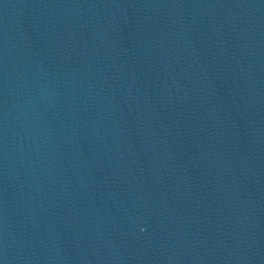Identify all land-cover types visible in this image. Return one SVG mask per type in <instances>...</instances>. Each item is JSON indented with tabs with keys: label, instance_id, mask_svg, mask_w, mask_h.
Masks as SVG:
<instances>
[{
	"label": "water",
	"instance_id": "obj_1",
	"mask_svg": "<svg viewBox=\"0 0 264 264\" xmlns=\"http://www.w3.org/2000/svg\"><path fill=\"white\" fill-rule=\"evenodd\" d=\"M0 264H264V0H0Z\"/></svg>",
	"mask_w": 264,
	"mask_h": 264
}]
</instances>
